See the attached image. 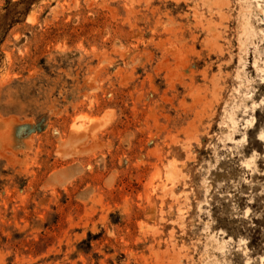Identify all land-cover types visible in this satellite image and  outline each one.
Listing matches in <instances>:
<instances>
[{"label": "rangeland", "instance_id": "obj_1", "mask_svg": "<svg viewBox=\"0 0 264 264\" xmlns=\"http://www.w3.org/2000/svg\"><path fill=\"white\" fill-rule=\"evenodd\" d=\"M264 0H0V264H264Z\"/></svg>", "mask_w": 264, "mask_h": 264}, {"label": "snow or ice", "instance_id": "obj_2", "mask_svg": "<svg viewBox=\"0 0 264 264\" xmlns=\"http://www.w3.org/2000/svg\"><path fill=\"white\" fill-rule=\"evenodd\" d=\"M262 139H264V137H262Z\"/></svg>", "mask_w": 264, "mask_h": 264}]
</instances>
